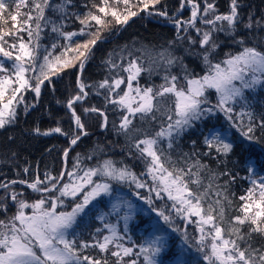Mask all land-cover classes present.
Here are the masks:
<instances>
[{"label": "snow or ice", "instance_id": "obj_1", "mask_svg": "<svg viewBox=\"0 0 264 264\" xmlns=\"http://www.w3.org/2000/svg\"><path fill=\"white\" fill-rule=\"evenodd\" d=\"M159 3L160 0H136L135 3L133 0H111V3L101 0L100 5L93 4V7L103 16L89 10L83 17L77 16L82 25L78 32H64L62 24L58 25L46 16V10L49 9L63 12V4L54 5L52 0H11V4L15 5V11H12L9 0H0V16L7 12L13 22V30L0 29V128L15 120L16 107L24 102L23 92L30 90L38 98L45 82L51 84L53 76L64 68L74 66L73 59L79 61L82 72L92 47L102 38L101 31L111 24L108 16L114 18L116 24H127L129 18L137 16L139 11H148L152 15L149 9H155ZM119 5L124 6L122 10ZM185 7H190L187 20L179 17L169 19L176 28L177 40L187 39L190 45L199 43L202 50L200 55L206 67L204 75H194L182 64L180 57L162 52L160 59L166 67V74L164 83L158 87H141L138 78L146 69L137 64L135 59L129 61L126 67L109 60L107 63L110 68L128 73L127 78L119 76L117 72L111 78V83L106 78L98 84V88L107 90L106 103L113 105V111L120 112L117 130L126 136L141 131L134 127V119L155 120L156 113L161 111L165 103L168 104L162 113L166 116V122L161 123L159 130L153 135L144 133L143 138L135 139L131 144L137 158L145 164L141 176L149 177L151 186L128 166H117L111 159L89 167L77 154L72 170H67L72 146L88 135L76 105L89 95L85 89L91 86L78 76V91L65 105L71 113L74 128L70 132L63 131L59 126L43 133L38 128L35 130L41 135L60 133L70 136V147L63 151L65 167L58 175L45 173L43 178L36 176L31 182L21 179L0 183V189H4V195L0 196V215H5L4 219H0V264H164L160 257L171 252L172 247L167 236L168 228L173 232L181 231L173 226V213L186 225L194 224L198 235L191 237L190 241L185 228L182 244L178 246V251L168 256V264H193L185 254V245L188 248L195 247L206 264H264V247H254L250 242L253 234L264 237V176L259 181L252 180L253 187L246 196L240 197L246 201L241 208L243 215L226 221L222 201L217 199L209 202L211 185L200 191V169L203 165L197 161L187 169L178 167L161 146L166 141L167 148L172 149L175 140L195 122L217 114H222L230 128L240 133L243 138L240 143L247 141L251 144L256 141V129H264V117L257 120L247 95L257 88H264V51L247 46L243 38H235L241 23L238 0H231L230 10L225 14L217 13L214 0H203L202 4L197 0H181L180 10ZM21 8L28 9L23 13L22 22L18 19L22 15ZM133 8L137 10L133 11ZM155 14L168 16L166 11H156ZM93 21L99 26L95 32L91 31ZM198 23L203 27L198 26ZM254 23L261 26L259 21L254 22L251 17L244 26L251 29ZM49 24L53 33L69 43L63 46L53 43L50 47L42 48L41 33ZM190 29L195 30L198 40L193 39ZM22 32L27 33V41L20 35ZM217 33L233 36L234 42L241 46V51L234 55L228 54L223 61L213 63L210 57L219 47ZM85 35L90 38L84 43L73 41V37ZM6 37H12V42ZM58 47L62 50L54 54ZM70 52L75 53L74 57L68 56ZM6 61L11 63L7 64ZM177 62L183 68L182 77L167 71ZM125 83L126 89H121ZM213 95L216 97L214 103ZM81 107L85 115L98 113L102 117L100 127H108L105 111L95 106L83 107L81 104ZM245 118L247 125L244 124ZM112 126L117 127L115 122ZM204 142L209 149H215L224 156L233 151L236 143L228 139L226 129H216L215 126L209 129ZM244 163L261 167L259 160L251 153L245 157ZM193 168L197 171L194 172ZM246 170L250 173L254 171L252 167ZM114 183L134 184L137 189L148 188L150 193H155V199L166 197L172 203L170 207L165 205V208H157L151 195L143 197L137 192L139 199L148 205L147 209L138 208L116 194L118 190L114 189ZM16 184L27 185L37 194V198L28 202L22 192L10 187ZM257 190L258 200L254 199ZM216 195L220 196L221 193L217 192ZM105 197L109 198L108 203H104ZM9 199L16 207L11 216L6 215ZM102 205L108 208L107 212L101 210ZM253 208L255 211L249 214ZM26 209L31 211L26 212ZM137 213L145 214L144 219L135 225L145 238L140 244L132 242L128 246L125 241H131L129 223ZM90 216L101 221L102 227H97L90 233V239L86 240L77 230ZM109 217H115L116 222H110ZM121 222L122 229L118 227ZM245 224L251 225L246 233L242 231ZM164 225H168V228ZM89 249L98 250L99 258L88 254ZM109 257L114 260L110 262ZM125 257L135 258L125 261Z\"/></svg>", "mask_w": 264, "mask_h": 264}, {"label": "trees", "instance_id": "obj_2", "mask_svg": "<svg viewBox=\"0 0 264 264\" xmlns=\"http://www.w3.org/2000/svg\"><path fill=\"white\" fill-rule=\"evenodd\" d=\"M111 3V0H109ZM136 0H133L135 3ZM198 3H203V0H197ZM54 5H64L63 12H54L51 9L46 10V16L54 21L56 24L63 25L64 32H78L82 25L77 19V16L83 17L91 10L93 13L103 16L98 13L97 8L93 4L100 5L101 0H52ZM181 0H160V3L155 6V9L150 8L153 14L149 15L148 11H139L138 15L129 21L118 33L123 24H116L114 18L108 16L107 19L111 24L107 29H103L100 33L101 39L97 41L96 45L92 47V51L84 64L81 73V80L91 87L85 90L89 95L84 101L78 102L76 105L77 113L81 115L85 123L87 136L81 138L77 145L72 147L69 152L67 160V170H72V165L75 163L77 154L83 160L84 165L89 167L97 165L106 159H111L117 163V166L126 165L134 173L141 177V172L145 170V164L142 160L137 158V154L131 144L135 139L143 138V134L153 135L159 130L161 123L166 122V116L162 115L164 108L168 106L165 103L161 107V111L156 113L155 120L142 121L139 118L133 120L135 128L140 129L139 133L131 132L128 136L118 132L120 122V112L113 111V105L107 104L105 96L106 89L98 88V84L117 75L127 78L128 73L110 68L107 63L109 60L126 67L129 61L135 59L137 64L142 65L146 71H142L139 76V84L141 86L158 87L164 83V75L166 74V67L160 59V53H171L173 56L180 57L182 64L187 67V70L194 75L202 76L206 71L199 43L190 45L187 39L177 40V32L173 23L168 24L170 17L156 15V11H166L169 16L174 14V11L180 9ZM217 13L221 14L223 11H228L231 0H214ZM240 7L238 12L241 17V23L238 25L235 38H243L247 46H255L259 50L264 51V0H238ZM12 11H15V5L10 3ZM123 5H119L122 10ZM136 11V8L132 9ZM20 22L24 19L23 13L27 12V8H21ZM172 13V14H170ZM224 14V13H223ZM190 16V9L181 11L179 18L187 20ZM249 17L252 21H259L261 26L253 24L251 29L244 25L248 23ZM93 28L91 31L95 32L99 26L95 22H91ZM13 22L7 12L0 16V29L8 31L12 29ZM198 26L203 27L202 25ZM118 33V34H117ZM189 33L193 39H197L195 30L190 29ZM27 41V33H20ZM182 35H187L182 33ZM90 37L87 35L73 37V41L77 43H84ZM11 43L13 38L6 37ZM216 40L219 47L212 54L210 59L213 63L223 61L228 54H236L241 51V46L234 42V37L226 33H217ZM171 42V43H170ZM65 45L69 43L63 37L51 31V24H49L41 33L40 44L42 48L50 47L51 44ZM73 48L75 43L72 44ZM62 50L58 47L54 54H59ZM75 53H68L69 57H74ZM10 64L11 61H6ZM73 65L64 68L58 75L52 77V83L47 81L41 88V94L37 98L33 92H23L24 102L16 107V117L11 123L5 124L0 128V183H9L12 180H27L31 182L36 176L44 177L45 173L58 175L64 168L63 151L70 147V136L62 135L60 133H51L50 135L37 134V128L41 133L50 131L59 126L65 132H70L74 128V122L71 120V113L66 108L67 100L76 94L77 77L80 71L79 61L73 59ZM171 74L179 77L183 76V68L180 62H177L170 69ZM135 81L133 82L135 86ZM181 83L183 80L181 79ZM126 83L121 85V89H126ZM120 91V90H117ZM99 93V94H98ZM249 101L252 105L257 120L264 117V88H257L255 91L247 93ZM115 98V94H113ZM215 95L212 96L213 103L215 102ZM171 97H169V102ZM81 104L83 107H98L105 111L108 116V127L101 128L102 117L98 113L83 114ZM34 105V106H33ZM27 106V111L25 107ZM94 116V117H93ZM113 122L116 124L114 128ZM247 118L244 119V124L247 125ZM213 126L228 129L231 132V140L235 141L233 151L227 156L218 154L215 149H209L205 144V136L208 135L209 129ZM256 141L251 144L247 141L240 143L243 138L235 128H230L228 122L224 119L222 114H217L212 118H205L184 131L174 142L173 148H167L165 141L161 146L166 153L171 156L173 163L178 167H187L194 162H199L203 167L200 169V176L202 185L200 191L208 188L209 185V202L220 199L225 208V220L231 221L233 217L242 216V206L246 203L240 197L246 196L250 188L253 187L252 180L256 176V172H248L247 167H254V163L245 165V157L251 153L259 160L261 167L259 170H264V129L257 128L255 131ZM187 154V155H185ZM91 156L92 159H87ZM28 171L25 172L24 169ZM194 172L196 168L192 169ZM234 177V179H233ZM15 191L23 193V198L28 202L37 198V194L24 184L10 185ZM117 193L123 194L130 199L138 208L147 209L146 202L136 195L138 192L140 196L147 197L151 195L154 200V206L161 208L164 201L155 199V193L149 192L147 188L137 189L134 184H113ZM191 187L195 188L194 185ZM221 195L217 196L216 193ZM4 195V189H0V196ZM226 197V199H225ZM254 199H259L258 190ZM109 198H104V203H108ZM251 203V201H247ZM7 216L15 213L16 207L9 199ZM101 210L108 211L107 207L101 206ZM29 211V210H28ZM255 211L253 208L249 214ZM144 213H137L134 219L129 223V236L135 239V242L144 240L142 231H138L135 225L144 219ZM154 215V214H153ZM5 215H0V219H4ZM115 217H109V221H114ZM161 223H163L161 221ZM174 226V225H173ZM97 227H102L101 221L95 219L94 216L85 218V223L77 230L81 233L84 239H90V233H93ZM123 226L120 228L122 229ZM165 227V226H164ZM251 227L245 224L242 227L243 232H247ZM165 228H168L166 226ZM168 232L170 230L168 229ZM171 235V234H170ZM190 238L192 233L187 234ZM172 251L161 256V260H165L172 252L177 251L180 245L175 243V240L182 239L181 232L179 235H172ZM180 241V240H179ZM130 241H125L129 246ZM254 247H264V237L259 234H253L250 241ZM173 246L176 251H173ZM174 248V249H175ZM186 256L191 258L193 264H206L202 260V254L197 253L195 247L188 248ZM88 254L99 258L98 250L89 249ZM135 251V250H134ZM135 257H125V261ZM110 262L114 258L109 257ZM141 264V262H138Z\"/></svg>", "mask_w": 264, "mask_h": 264}, {"label": "rangeland", "instance_id": "obj_3", "mask_svg": "<svg viewBox=\"0 0 264 264\" xmlns=\"http://www.w3.org/2000/svg\"><path fill=\"white\" fill-rule=\"evenodd\" d=\"M11 3V0H9V4ZM186 9H190V7H185L182 11H184V10H186ZM229 10H230V6H229V8H228V11H223L221 14H225V13H228L229 12ZM180 13H181V10L180 9H177V10H175L174 11V14H172V13H170V14H172V16H167L166 18H168V17H179L180 16ZM169 19V18H168ZM141 87H145V86H141ZM69 111V110H68ZM94 117V116H93ZM216 129H221L220 127H216ZM227 131H228V139H230L231 140V132H230V130H228V129H226ZM64 167H65V165H64ZM66 167H67V165H66ZM253 169H254V171L256 172L255 174H256V176L254 177L255 178V180H257V181H259V178L261 177V176H264V170H259L256 166H255V164H254V167H253ZM145 171V170H144ZM143 171V172H144ZM142 173V172H141ZM144 180H147L148 181V184H149V186H151V180H150V178L149 177H147V176H141ZM148 189V188H147ZM17 192H19V191H17ZM117 195H119V196H121L123 199H126V200H129V201H131L130 199H128V198H126L123 194H121V193H116ZM158 200H160L161 201V204H162V202L164 201V205H162L161 206V208H165V205H168L169 207H170V205H171V201H169V200H167V198L165 197L164 199H158ZM143 201V200H142ZM132 202V201H131ZM133 203V202H132ZM134 204V203H133ZM135 205V204H134ZM29 210V211H28ZM26 212H30L31 210L30 209H26L25 210ZM165 211H167V209H165ZM173 216H174V227H176V228H178V229H180L181 231H176V232H173L172 231V229L171 228H168L169 230H170V232H167V236L169 237V239H170V241H171V244H172V235H174V236H177V235H179V233L181 232V234H183V231L185 230V228H186V231H187V234H188V232L189 233H192L193 235H192V237L193 236H196V235H198V233H196V231H195V225L194 224H185V222L184 221H182V220H180L179 218H176L175 217V215H174V213H173ZM193 219H195V218H193ZM115 222H116V218H115V220H114ZM111 222H113V221H111ZM115 222H113V223H115ZM121 226H123V224H122V222L118 225V227L120 228ZM165 227L166 226H168V225H164ZM171 234V235H170ZM145 238V237H144ZM180 240V241H179ZM179 240H175V243L173 244L174 246H175V244L176 243H178V244H182V239H180L179 238ZM132 242H135V239H133L132 237H131V241L129 242V246H131V243ZM143 242V240L140 242V243H142ZM136 244H140L139 242H135ZM179 245V246H180ZM173 246V251L175 250L176 251V248ZM184 247H186V245L184 246ZM175 248V249H174ZM178 248V247H177ZM135 250V249H134ZM171 251H172V249H171ZM177 251H178V249H177ZM160 259H161V257H160ZM163 262H164V264H168V260H167V258L165 259V260H163Z\"/></svg>", "mask_w": 264, "mask_h": 264}, {"label": "water", "instance_id": "obj_4", "mask_svg": "<svg viewBox=\"0 0 264 264\" xmlns=\"http://www.w3.org/2000/svg\"><path fill=\"white\" fill-rule=\"evenodd\" d=\"M135 17H136V16H134V17H130L129 20H128V22L131 21V20H132L133 18H135ZM128 22H127V23H128ZM168 24H171V21H168ZM125 25H126V24H123L121 28H123ZM81 73H82V72H81V70H80L79 73H78V76H79V77H81Z\"/></svg>", "mask_w": 264, "mask_h": 264}, {"label": "bare ground", "instance_id": "obj_5", "mask_svg": "<svg viewBox=\"0 0 264 264\" xmlns=\"http://www.w3.org/2000/svg\"><path fill=\"white\" fill-rule=\"evenodd\" d=\"M121 29H122V28L119 29L118 33L121 31ZM118 33H117V34H118ZM72 147H73V146H72Z\"/></svg>", "mask_w": 264, "mask_h": 264}]
</instances>
